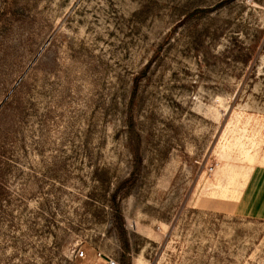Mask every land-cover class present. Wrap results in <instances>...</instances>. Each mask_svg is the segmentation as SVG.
I'll list each match as a JSON object with an SVG mask.
<instances>
[{"label": "rangeland", "instance_id": "rangeland-1", "mask_svg": "<svg viewBox=\"0 0 264 264\" xmlns=\"http://www.w3.org/2000/svg\"><path fill=\"white\" fill-rule=\"evenodd\" d=\"M256 166L264 0H0V264H264Z\"/></svg>", "mask_w": 264, "mask_h": 264}, {"label": "crops", "instance_id": "crops-1", "mask_svg": "<svg viewBox=\"0 0 264 264\" xmlns=\"http://www.w3.org/2000/svg\"><path fill=\"white\" fill-rule=\"evenodd\" d=\"M242 216L264 217V167L251 168L232 202Z\"/></svg>", "mask_w": 264, "mask_h": 264}, {"label": "trees", "instance_id": "trees-1", "mask_svg": "<svg viewBox=\"0 0 264 264\" xmlns=\"http://www.w3.org/2000/svg\"><path fill=\"white\" fill-rule=\"evenodd\" d=\"M139 80V78H137L136 79V84H137V81ZM130 130H131V132L133 133L134 131H133V124L130 122ZM136 141H137V143H136V148H135V153H136V156H138L139 155V148H140V142H139V138H138V136L136 135ZM121 217L119 216V219H120Z\"/></svg>", "mask_w": 264, "mask_h": 264}, {"label": "built area", "instance_id": "built-area-1", "mask_svg": "<svg viewBox=\"0 0 264 264\" xmlns=\"http://www.w3.org/2000/svg\"><path fill=\"white\" fill-rule=\"evenodd\" d=\"M79 257H83L84 256V252L80 251L78 253ZM106 264H119V262L115 261V260H109L108 262H106Z\"/></svg>", "mask_w": 264, "mask_h": 264}]
</instances>
